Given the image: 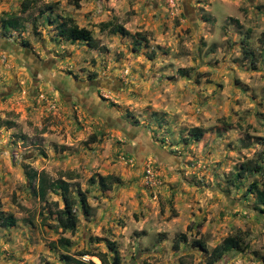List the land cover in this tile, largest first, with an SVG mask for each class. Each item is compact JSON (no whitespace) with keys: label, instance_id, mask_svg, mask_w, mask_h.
<instances>
[{"label":"rangeland","instance_id":"374dc122","mask_svg":"<svg viewBox=\"0 0 264 264\" xmlns=\"http://www.w3.org/2000/svg\"><path fill=\"white\" fill-rule=\"evenodd\" d=\"M24 1L0 0V203L17 221L0 264H112L110 244L121 264H207L192 242L228 237L249 249L216 264H264V0ZM65 17L100 50L61 38ZM30 170L86 193L75 233Z\"/></svg>","mask_w":264,"mask_h":264},{"label":"trees","instance_id":"16d2710c","mask_svg":"<svg viewBox=\"0 0 264 264\" xmlns=\"http://www.w3.org/2000/svg\"><path fill=\"white\" fill-rule=\"evenodd\" d=\"M76 4V7H79L78 0H73ZM33 1L25 0L22 4V13L28 12L32 7ZM47 10H52V7H47ZM12 17V16H10ZM12 24V23H11ZM7 24L8 28L12 25ZM108 24H103L102 28L106 30L108 28ZM59 36L65 39L68 42L76 43V42H85L88 47L93 50H100V45L98 41L90 34L89 31L85 29H81L75 20L71 17H65L61 23L57 27ZM112 33H121L123 35H127L128 32L123 27H114L111 29ZM140 46V42H137L138 49ZM204 136V131L199 128H193L189 131V137L194 141H200ZM256 170H260V167H256ZM248 171L246 165L241 166V170L238 173L236 180L238 178H244L246 172ZM27 177L29 182L32 184L37 179L39 183L37 187H34V194L40 200H45L47 193L52 192L54 194H60L64 207L57 211V222L59 227L64 232H71L75 233L78 230L79 225V217L76 212V206L81 203L82 207L84 208L85 212H89V205L86 193H82L78 191L79 200L75 198L70 190V186L68 183L63 181L57 182H47L45 179L38 177L37 172L30 170L27 173ZM94 180V179H93ZM121 181L117 177L107 176L101 178V183L105 190H111L114 185L119 184ZM236 183V181H233ZM234 184V183H233ZM250 191H256L258 200H260L261 204L264 205V191L260 190L256 183L252 184L250 187ZM17 221L12 214H5L2 211L1 203H0V225L5 228H11L16 225ZM67 240H62V244H66ZM187 236L185 234L178 235L175 241V248L178 250L180 245L183 243H187ZM192 246L195 248H199L201 251L209 254V259L207 264H216L227 254L231 251H238V252H245L249 249L248 245L241 237H228L224 239L218 246H216L212 251L209 252V249L206 243L202 240L192 242ZM110 250L114 254V258L112 264H121L120 260V252L116 248L115 244H110ZM85 255H89L88 253H80L79 256L84 257ZM101 262L103 264H109L108 260L106 259V255H99ZM264 260V255L262 256ZM64 264H88L82 260H77L72 258L69 255L63 257ZM148 264V263H145Z\"/></svg>","mask_w":264,"mask_h":264}]
</instances>
